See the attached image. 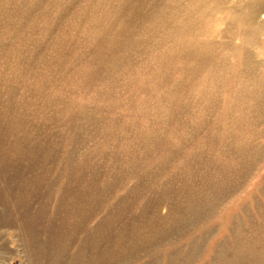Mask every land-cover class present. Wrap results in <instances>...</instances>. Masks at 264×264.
Instances as JSON below:
<instances>
[{
    "label": "rangeland",
    "instance_id": "rangeland-1",
    "mask_svg": "<svg viewBox=\"0 0 264 264\" xmlns=\"http://www.w3.org/2000/svg\"><path fill=\"white\" fill-rule=\"evenodd\" d=\"M93 1L102 6L109 0H77L68 6L69 0H62L64 7L53 11L65 10L64 20H57L58 12L49 16L55 29L51 39L68 42L69 82L60 76L55 80L72 106L70 116L86 109L92 119L84 124L77 159L90 154L84 178L94 182L72 185L84 186L92 198L84 202V216H92L74 239L58 230L68 173L57 168L46 175L42 197L21 198L30 175L18 160L1 155L8 146L1 118L0 264H264V106L247 93L242 109L232 110L238 61L225 74L227 82L214 84L212 75L205 78L206 68L180 83L192 62L169 52L174 42L160 24H124L122 17L130 11L118 16L119 0L109 13L92 8ZM141 3L145 7L138 15L151 19L154 6L150 0ZM84 12V20L77 21ZM113 39L123 47L108 49L109 58L98 67L95 58L103 55L98 43L105 46ZM257 52L256 61L264 63V50ZM125 54L131 57L126 66ZM224 55L218 52L215 61ZM109 64H119V70ZM259 74L263 80L264 69ZM68 137L73 139L72 132ZM70 140L63 146L66 152L73 148ZM43 200L47 214L36 221ZM103 221L107 226L101 229ZM150 223L154 241H166L147 251L143 225ZM123 234L127 237L119 239ZM80 250L84 255L77 260Z\"/></svg>",
    "mask_w": 264,
    "mask_h": 264
},
{
    "label": "bare ground",
    "instance_id": "bare-ground-1",
    "mask_svg": "<svg viewBox=\"0 0 264 264\" xmlns=\"http://www.w3.org/2000/svg\"><path fill=\"white\" fill-rule=\"evenodd\" d=\"M72 1L77 0H69L67 6L72 4ZM141 1L119 0L117 15L121 16L127 10L130 11L128 17H122L124 24L147 21L155 26L160 24L164 36L174 42L169 52L176 60L192 62L193 67L187 73L183 72L180 83L185 82L184 76L201 74L206 68L205 78L212 75L213 83L216 85L227 82V72L233 70L232 61L237 60L238 91L233 95L232 110L242 109L241 101L247 93L256 95L260 106H264L262 94L264 79L259 78V70L264 69V63L256 61L257 50H264V46L260 48L264 35V0H150L151 5L154 6V15L151 19H143L138 15V12L145 7ZM91 4L92 8L100 7L95 8L97 11L109 13L114 8L112 5L118 4V0H109L102 6L99 3L96 5L95 1ZM61 7H64L62 0H50L48 4L45 0H0V70L3 77L0 87L5 89V92L0 90V94L4 93V96L2 94L0 96V119L5 120L4 136L8 143L1 155H6L7 160H18L20 169L24 174L30 175L24 181L21 198L29 199L36 195L42 197L46 175L55 168L68 173L61 187L59 213L63 216V220L58 230L69 231L67 237L74 239L77 232H84V221L89 222L92 216L90 212L84 216V202L91 201L92 198L84 192L83 186L94 182L84 178L85 167H89L86 166V162L91 156L85 154L83 155L85 159L84 157L82 159L80 155L81 160L77 159V153L79 150L81 152L82 146L84 147V124L92 119L86 109L78 116H70L72 106L55 80V76H60L65 79L64 81L69 82L67 62L70 61V55L69 48L65 45H68V42L62 43L59 39H51L55 29L49 16L52 12H58L53 11L54 9ZM86 13L84 12L83 17L76 20H84ZM58 14L57 20H64L65 10H61ZM222 22L224 24H221ZM223 26L224 30L221 29ZM38 27L42 29L39 33ZM214 38H219V41ZM104 44V41L98 43L99 53L103 54L99 55L98 59L95 58L98 67L109 58L108 49L117 50L123 47L115 39L107 42L105 46ZM220 51L225 52V55L221 59L216 57L215 61V56ZM128 55L125 54L123 58L124 66L130 63L131 57ZM93 63L89 64L87 72L90 71ZM109 65L112 70H119V64ZM87 72L84 70V77ZM80 77L82 78L81 74ZM48 90L51 94H47ZM39 123L50 124L51 127L46 129ZM54 128L56 131H53ZM71 132L72 140L68 137ZM69 140L73 148L70 152H66L63 146L69 143ZM104 156L102 158H106ZM111 159L114 160L115 156ZM73 183L83 184V187L74 189ZM44 202V200L41 202L36 221L47 214L48 204ZM100 225L101 229L104 228L105 225L107 226L106 221ZM143 227L148 239L145 245L147 251L165 243L166 240L162 237L154 241L156 234H153L154 227L151 223ZM123 237L127 236L123 234L119 239ZM129 245L131 250L137 251L136 243L132 242ZM82 255L84 251L80 250L76 256L77 260H80ZM106 255L110 256L109 252Z\"/></svg>",
    "mask_w": 264,
    "mask_h": 264
}]
</instances>
